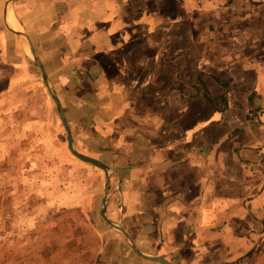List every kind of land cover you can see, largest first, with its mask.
<instances>
[{"label": "crops", "instance_id": "1", "mask_svg": "<svg viewBox=\"0 0 264 264\" xmlns=\"http://www.w3.org/2000/svg\"><path fill=\"white\" fill-rule=\"evenodd\" d=\"M0 28V98L55 107L44 73L74 150L107 166L105 189L86 164L98 219L106 193L147 257L264 264V0H0ZM98 229L94 264H160Z\"/></svg>", "mask_w": 264, "mask_h": 264}, {"label": "rangeland", "instance_id": "2", "mask_svg": "<svg viewBox=\"0 0 264 264\" xmlns=\"http://www.w3.org/2000/svg\"><path fill=\"white\" fill-rule=\"evenodd\" d=\"M38 91L0 98V264H94L105 225L96 169L70 154L51 99Z\"/></svg>", "mask_w": 264, "mask_h": 264}, {"label": "water", "instance_id": "3", "mask_svg": "<svg viewBox=\"0 0 264 264\" xmlns=\"http://www.w3.org/2000/svg\"><path fill=\"white\" fill-rule=\"evenodd\" d=\"M42 76H43V80H44V82L46 84V87L48 89V92H49V94H50V96H51V98H52V100H53V102L55 104V107H56V110H57V114H58V117H59L60 122L62 124V127H63V129L65 131L66 138H67L66 140H67V148H68V151L70 152V154L72 156H74L80 162L85 163V164H89V165H91V166H93V167H95L97 169L102 170L104 172V175H105V189H106V187H107L106 182L108 180V172H109L107 166L104 165V164H102L101 162L95 160V159H92V158H88L86 156H83V155L77 153L74 150L73 145H72V139H71L70 131H69L68 125L66 124V122L64 120V117H63V114H62V111H61V108H60V104H59V102H58V100H57V98H56L53 90L51 89L50 85L48 84V82L46 80L45 74L43 73ZM105 204H106V193H105V197L102 200L101 207H100V212H99L101 219L108 226H111L112 228H115V229L121 231L122 233H124L127 243L129 244V246L131 247V249L136 254H138L139 256H141V257H143V258H145L147 260H150V261L158 262L160 264H169L166 261H164L163 259H160V258H150V257H147V256L141 254L138 250H136V248L133 246V244L131 243L130 239L128 238L127 234L123 230V228L119 224L116 225L115 223L109 221L106 218L105 213H104Z\"/></svg>", "mask_w": 264, "mask_h": 264}, {"label": "bare ground", "instance_id": "4", "mask_svg": "<svg viewBox=\"0 0 264 264\" xmlns=\"http://www.w3.org/2000/svg\"><path fill=\"white\" fill-rule=\"evenodd\" d=\"M6 25H7L9 32L13 33L14 35H16V36H18L24 40H27L26 35H25L20 23L18 22L17 18L15 17V15L13 13H10L7 16ZM2 34H3V32H2V29L0 28V36H2Z\"/></svg>", "mask_w": 264, "mask_h": 264}]
</instances>
